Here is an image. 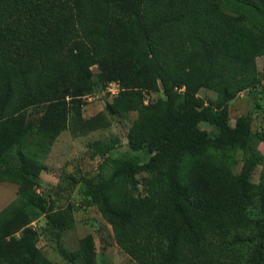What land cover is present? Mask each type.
Segmentation results:
<instances>
[{
  "label": "trees",
  "instance_id": "obj_1",
  "mask_svg": "<svg viewBox=\"0 0 264 264\" xmlns=\"http://www.w3.org/2000/svg\"><path fill=\"white\" fill-rule=\"evenodd\" d=\"M237 1L264 13V0ZM224 2L0 0V170L10 174L1 163L12 151L18 169L11 173L16 198L0 210V264H58L40 251L28 225L27 206L45 211L47 200L36 190L43 165L21 147L29 135L36 147L59 135L75 109L68 102L97 84L92 65L105 87L120 84L105 112L137 114L128 147L151 154L143 163L108 157L101 166L108 172L96 180L69 175L71 183H85L116 243L139 264H217L245 243V264H264V154L258 148L264 129L254 130L249 114L233 125L229 116V102L259 82L264 26L224 11ZM160 88L165 98L147 103L145 93ZM201 88L216 93L213 103L199 98ZM39 103L44 110L32 123L27 108ZM103 115L85 119V126L95 127ZM237 149L243 161L234 173ZM259 164L260 181L253 184ZM141 172L149 174L145 194L138 192ZM48 217V231L72 221L67 213ZM230 231L227 244L218 242ZM89 239L70 252L71 264H94Z\"/></svg>",
  "mask_w": 264,
  "mask_h": 264
},
{
  "label": "rangeland",
  "instance_id": "obj_2",
  "mask_svg": "<svg viewBox=\"0 0 264 264\" xmlns=\"http://www.w3.org/2000/svg\"><path fill=\"white\" fill-rule=\"evenodd\" d=\"M224 11L232 14H243L245 22L250 26H264V13L256 12L249 5L237 0H225L222 5ZM258 69V84L239 92L229 102L230 124L233 125L238 116H251L254 130L264 129V54L256 58ZM93 80L97 82L93 90L79 97L75 102H68L70 109L65 120V127L59 135L45 144L36 147L32 143L31 136H27L24 151H28L43 165L39 173L36 190L47 200L46 210L41 211L33 206H27L31 215L28 224L37 233V246L40 251L52 262L58 264H71L69 254L79 247V241L89 236V252L94 264H139L130 254L116 243L110 223L103 217L98 206L93 204L86 195L84 182L71 183L69 175H82L87 180H96L105 175L108 170L102 166L104 159L108 157H133L140 163L146 162L150 157L147 148L131 150L127 145V132L136 118L135 112L109 115L105 112V106L112 100L110 91L105 84L97 80L99 69L97 65L90 67ZM205 104L213 103L216 93L207 88H201L197 92ZM165 98L163 90L149 91L145 93L148 102L160 101ZM69 100V97H67ZM44 104H36L27 108V120L34 123L44 110ZM102 112L103 118L93 128H87L84 120ZM79 113V115H78ZM201 128L215 133L216 129L208 123H201ZM115 142L113 147H109ZM259 150L264 154V142L258 144ZM232 171L238 173L242 161L243 152L237 149L232 154ZM1 168H8L10 174L0 170V210L16 198L18 184L11 177V173H17V161L15 151L8 153L1 163ZM103 169V170H102ZM262 165L255 167L251 182L257 184L260 181ZM149 174L141 172L137 174L139 180L138 192L145 194V181ZM52 212L71 214L72 221L61 231L46 230L49 222L48 214ZM218 242L227 244L234 236V231ZM246 242L248 241V237ZM238 245L236 246L237 249ZM239 250V251H238ZM249 254V247L243 243L234 254L226 252L221 255L217 264H245V258ZM231 262V263H230Z\"/></svg>",
  "mask_w": 264,
  "mask_h": 264
},
{
  "label": "built area",
  "instance_id": "obj_3",
  "mask_svg": "<svg viewBox=\"0 0 264 264\" xmlns=\"http://www.w3.org/2000/svg\"><path fill=\"white\" fill-rule=\"evenodd\" d=\"M106 89L110 91V96H113L119 92L120 84L117 81H111L108 83Z\"/></svg>",
  "mask_w": 264,
  "mask_h": 264
}]
</instances>
